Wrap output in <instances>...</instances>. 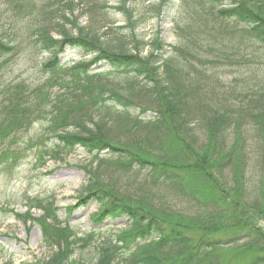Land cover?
<instances>
[{"label": "trees", "instance_id": "obj_1", "mask_svg": "<svg viewBox=\"0 0 264 264\" xmlns=\"http://www.w3.org/2000/svg\"><path fill=\"white\" fill-rule=\"evenodd\" d=\"M139 2L157 19L173 6L0 0V60L19 50L17 26L28 20L32 53H47L39 70L61 89L47 108L41 89L37 98L22 84L2 88L0 139L44 118L40 135L54 140L38 150V161L82 147L92 161L76 205L97 204L90 215L97 228L126 221L88 263L72 256L74 246L93 245L111 227L78 236L48 197L27 198L18 217L35 222L44 245L56 248L39 263L264 264V0H179L178 16L169 17L173 45L160 33L137 36ZM109 9L123 14L124 26L113 24ZM69 48L90 56L61 62ZM100 63L108 69H92ZM112 76L122 83L111 84ZM7 158L1 151L0 164ZM34 208L42 214L34 217Z\"/></svg>", "mask_w": 264, "mask_h": 264}, {"label": "rangeland", "instance_id": "obj_2", "mask_svg": "<svg viewBox=\"0 0 264 264\" xmlns=\"http://www.w3.org/2000/svg\"><path fill=\"white\" fill-rule=\"evenodd\" d=\"M178 2L179 0H173L172 8L166 12L168 18L165 19H157L151 12L145 15L146 3L139 2L135 15L138 23L134 29L137 36L146 41L155 38L156 34L160 33L167 44L173 45L177 39L173 31L172 18L169 17L178 16V13L174 14L173 11ZM108 3L115 5L118 0H108ZM128 4L130 7L132 6L131 2ZM108 11L115 26L125 25V17L121 12L114 9ZM74 14L79 16L81 24H85V16H80L76 11ZM143 14L145 18L141 20ZM62 22L74 32V28L65 21ZM28 24L29 21L25 20L17 26L18 37L24 39L21 41L19 50L15 54L10 53L7 57L5 56L6 60H0V90L6 86L12 87L22 84L25 92L32 93L33 97L38 98L37 92L41 89L49 94L45 103L47 107L50 99H52L50 97H53L55 92H59L57 89H61L53 83L54 77L50 78V75L39 70V62L46 59L47 53H32L28 39H25ZM3 28L4 23L2 22L0 23V30ZM53 35L56 36L55 31H53ZM110 36L108 35V37ZM254 47H256L254 43L248 42V48ZM260 54L261 59H264L263 52ZM89 56V54L83 55V51L78 48H69L62 52L59 57L61 62H68L71 65L74 62L85 60ZM99 68L108 69V66L100 63L92 69L96 71ZM225 68H219L221 74ZM228 78L229 75L223 77L224 81ZM109 80L111 84L114 82L122 83L119 77L112 76L109 77ZM47 127L48 122L44 118L36 119L32 125L17 132L11 138L0 139V152L8 150V158L0 164V264H40L39 262L48 258L56 249L53 246L44 245L40 228L35 222L18 217L28 209L27 198L48 197L57 207L59 218L67 219L78 236L88 233L91 229L102 230L107 226L111 227L109 231L96 233V242L93 245L85 248L80 247V244L74 246L72 256L88 263L96 259L95 246L104 238L115 234L116 230H119L117 227L126 222L124 219L113 222L107 219L101 227L97 228L92 225L90 220V215L96 211L97 204L90 202L86 207L76 205V197L88 179L85 167L90 166L92 161V156L82 147H76L73 152L62 154L57 159L45 155L44 164L38 161L40 156L38 150L46 145H51L48 141L54 140V138L47 139L45 134L40 135ZM95 164L96 162L93 163V166ZM73 205L75 206L71 212L67 213V207ZM31 214L37 217L42 214V211L34 208L31 210ZM262 224L264 225V221Z\"/></svg>", "mask_w": 264, "mask_h": 264}]
</instances>
